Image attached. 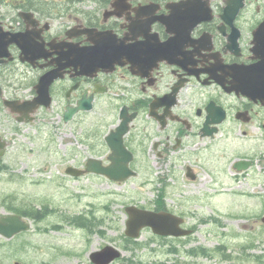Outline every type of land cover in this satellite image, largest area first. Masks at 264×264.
I'll return each mask as SVG.
<instances>
[{"label":"flooded vegetation","instance_id":"flooded-vegetation-1","mask_svg":"<svg viewBox=\"0 0 264 264\" xmlns=\"http://www.w3.org/2000/svg\"><path fill=\"white\" fill-rule=\"evenodd\" d=\"M182 1L123 0L124 6L115 9L113 0H105L99 9L85 5L70 10H15L14 0H0V38L7 42L8 52L0 63V118L5 120L0 126L8 127V133H0V173L14 170L1 162L10 146L18 148L10 134L19 135L22 126H27L26 151L37 155L54 142L53 134L48 139V125L74 123L65 132L67 143L82 141L91 151L87 160L98 157L109 164L112 147L107 137L127 120L123 140L134 159L153 158L171 174L181 168L186 178L190 171L193 180L199 176L198 169L188 157L199 155L201 143L207 148L219 134L237 128L244 135L251 126L264 132V0H245L236 14L226 12V0H195L187 8L177 6ZM148 3L158 6L145 8ZM196 4H201V10L192 9ZM19 33H26L21 43L31 46L22 56L25 60L24 50L13 39ZM97 42L108 51L107 69L95 70L96 57L80 54ZM57 69L61 75L50 84V105L26 114L6 104V99L19 101L17 106L33 100L40 77ZM248 81L258 85L249 88V94ZM87 100L91 109L65 119L69 107ZM97 106L112 110L105 116L115 119L103 138L101 130L96 132V139L102 140L98 151L89 131L76 122ZM71 154L66 175L79 180L93 174L69 175L70 165L85 168L87 162H78L77 148L71 147ZM159 202L167 205L164 194L154 204ZM1 203L7 211L0 215L14 213ZM7 205L32 204L12 194ZM37 208L45 218L54 210L47 204ZM66 219L77 224L75 216Z\"/></svg>","mask_w":264,"mask_h":264},{"label":"rangeland","instance_id":"rangeland-1","mask_svg":"<svg viewBox=\"0 0 264 264\" xmlns=\"http://www.w3.org/2000/svg\"><path fill=\"white\" fill-rule=\"evenodd\" d=\"M104 1L43 0V4L48 10L85 5L99 9ZM111 111L97 106L76 121L89 131L96 151L102 150V140L96 139V132L101 130V137L104 136L115 122L110 114L105 116ZM0 121L5 120L0 118ZM73 124L56 128L55 123L48 125L51 131L48 139L52 140L53 134L54 142L46 144V149L39 150L37 155L26 151L27 126H22L19 135L10 134L15 137L18 148L10 146L2 160V166L14 170L0 173V213L7 211L1 205L2 199L12 194L18 201L25 200L35 207L47 204L54 210L43 220H33L29 231L12 239L0 235V264H90L91 252L107 244L124 251L111 264H126L129 257L148 264L161 261L168 264H257L255 255H264L262 129L246 127L249 133L244 135L243 130L237 128L219 134L207 148L201 143L203 148L199 155L191 153L188 157V162L198 169L196 180L186 178L181 168L171 174L168 168H159L153 158L138 156L133 162L138 174L125 182L114 183L96 174L79 180L66 175L64 170L73 161L71 147L79 150L80 164L91 155L86 143H67L65 132ZM0 133H8L7 125L0 126ZM83 135L88 139L87 133ZM63 139L64 145H61ZM241 158L253 161L249 170L239 171L235 167ZM164 185L167 207L183 215L184 226L194 228V233L180 238L161 237L145 228L137 239L139 243L127 242L125 207L138 204L153 208ZM81 213L95 222L100 221L88 229L66 219V216ZM252 243L254 247L250 248L248 245ZM199 246L206 247L210 256L190 252ZM221 246L224 249L218 248ZM172 247L178 251L170 252ZM224 254L230 258L225 259Z\"/></svg>","mask_w":264,"mask_h":264},{"label":"water","instance_id":"water-1","mask_svg":"<svg viewBox=\"0 0 264 264\" xmlns=\"http://www.w3.org/2000/svg\"><path fill=\"white\" fill-rule=\"evenodd\" d=\"M195 0H185L177 3V6H185L190 7L194 5ZM118 6V2L116 3ZM156 6L155 4L147 5L146 7ZM244 6V0H226L225 10L230 13V11H234L236 14L242 7ZM145 7V8H146ZM170 7V4L167 6ZM195 9L193 10H201V4H196ZM26 33L16 34L13 38L16 43L24 50L23 54L31 49V46L25 43H21L20 39L25 37ZM7 42L0 38V63L4 61L2 57L7 56L8 52L6 51ZM80 54L85 57L93 56L96 57L94 62V69H107L109 58H107L108 51L106 47L100 45L98 42L90 47H84L81 50ZM23 60L26 58L22 57ZM70 62H72L70 60ZM59 75V70H54L47 72L46 74L40 77L38 84L36 85V89L38 92V96L28 103H23L21 105L18 102H7L10 103V106L17 111H25L28 113L37 108L40 104L46 103L47 105L50 103V94L49 87L50 84L57 78ZM258 86L253 82L248 81V85L246 88L247 93L249 94V88H253ZM264 86V84H263ZM263 95V94H262ZM85 104H81V106L75 108H68L65 113V119L69 120L75 112L80 109H90L92 107V102L90 100L83 101ZM13 103V104H12ZM123 115V114H122ZM208 128V126H207ZM128 129L127 120H123L115 131L112 132L111 135L107 137L109 144L112 147V154L109 156L110 163L105 165L102 160L90 158L86 163L85 169H78L75 167H69L67 171L73 175H81L86 172H95L98 174H103L109 177L110 179L123 181L129 178L131 175H134L136 172L133 171L130 167V162L133 159V154L125 147L123 135L126 133ZM214 130L209 131V134H213ZM252 162L250 160H240L235 166L239 170L247 169ZM194 177V175H191ZM129 219L127 221V229L126 234L132 238H138L141 235V231L144 227L150 226L152 230L160 235H174V236H183L189 235L192 233L191 229H187L182 227V223L184 219L174 213L169 211H153L149 209L140 208L135 205H130L126 208ZM264 221V217L262 218ZM31 227L29 221L25 220L19 214H7L2 215L0 217V233L7 238H12L17 233H20L24 230H28ZM122 255V251L119 250L114 245H107L103 247L101 250L94 251L91 254L92 260L96 264H109L114 261L116 258Z\"/></svg>","mask_w":264,"mask_h":264},{"label":"trees","instance_id":"trees-1","mask_svg":"<svg viewBox=\"0 0 264 264\" xmlns=\"http://www.w3.org/2000/svg\"><path fill=\"white\" fill-rule=\"evenodd\" d=\"M24 6H27L26 3H22L20 4V7H24ZM31 7H35V6H31ZM6 202V201H5ZM7 208L18 213V214H21L23 216H27V217H30V218H33L35 219L36 221H39V220H42L45 218V213L42 212V209H38L32 205L30 206H27L25 207L24 205H7ZM158 208H165L164 205H158ZM83 216H77L76 219H74V221L77 222V224L79 225H84V226H87V227H91L94 222L93 221H89L88 219L84 218L82 219ZM57 227V226H55ZM127 241L131 242V243H138L137 240H134V239H130V238H127L126 239ZM172 251H177L176 248H172ZM191 252H193L194 254L196 253H202L203 255L207 256V255H210L208 249L204 246H201L199 248H194L191 250ZM259 260V264H264V256H259L258 258ZM127 264H144L142 261H139V260H134L132 258L128 259L127 260ZM154 264H168L166 262H155Z\"/></svg>","mask_w":264,"mask_h":264}]
</instances>
